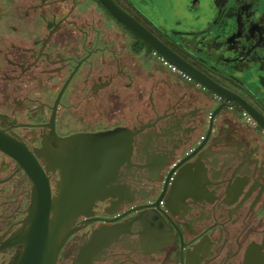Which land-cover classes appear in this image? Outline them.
<instances>
[{"label": "flooded vegetation", "instance_id": "flooded-vegetation-1", "mask_svg": "<svg viewBox=\"0 0 264 264\" xmlns=\"http://www.w3.org/2000/svg\"><path fill=\"white\" fill-rule=\"evenodd\" d=\"M113 2L183 65L234 91L264 118V0ZM222 74L260 80L258 101L245 97L236 83L234 88L219 79ZM60 92L53 119L58 139L116 129L133 134L153 124L128 136L131 152L116 170V182L109 180L111 173L103 179V183L109 180L106 190L126 187L131 201L126 196L121 202H116L117 196L96 200L89 209L93 215L77 214L68 231L88 219H114L155 203L172 168L206 137L215 110L206 112L204 107L212 94L169 65L99 0H0V115L6 123L15 120L12 124L0 120V126L20 138L46 178L47 157H38L36 149H43V126L50 125ZM189 136L191 143L183 141ZM202 145L195 157L173 171L158 205L178 228L182 244L191 241L181 247L182 264L187 251L202 257L193 250L201 246L204 236L220 249L208 264H264L263 131L247 117L216 115ZM17 162V155L0 145V179L11 174ZM243 178L249 181L237 200L229 205L221 202L222 210L213 213L228 184L231 188ZM47 179L51 198L57 200L56 182ZM5 182L11 192L16 186L17 196L20 181L0 183ZM143 191L144 199L139 195ZM111 202L120 206L113 214L105 213ZM150 209L158 212L174 235L173 243L158 249L165 251L163 256L143 253L138 232L143 226L132 221ZM159 209L142 207L118 220H96L73 231L59 248L56 264H73L99 228H124L131 221V235L121 234L106 248L96 244L102 252L92 264H180L179 235ZM172 252L176 262L168 261Z\"/></svg>", "mask_w": 264, "mask_h": 264}, {"label": "water", "instance_id": "water-1", "mask_svg": "<svg viewBox=\"0 0 264 264\" xmlns=\"http://www.w3.org/2000/svg\"><path fill=\"white\" fill-rule=\"evenodd\" d=\"M99 1L112 17H115L126 28L149 44L154 52L162 57L169 65L178 69L184 76L212 94L213 97L204 104L206 112L215 107V110L211 115L209 130L201 144L198 145L188 156L177 163L169 172L163 192L155 203L138 206L114 219H88L82 221L68 231L69 229L66 230V228L74 224L73 222L77 214L80 213L85 216L93 215V212L89 211V209H91L96 200H102V198L106 196H111L112 198L117 196L118 201L116 202H121L122 197L126 196L128 201H131V197L129 198L127 194L128 191L126 190V187L122 186V191H119L118 186H110L109 190H106V184H109V180L114 183L116 182V179L114 178L116 170L123 161L128 159L131 152L128 136H133L137 132L142 131L144 127L153 125L144 126L142 130L133 134L129 133L127 129H116L113 130V132L95 135L75 134L71 138L58 139L54 134L53 119L55 107L62 90L73 75L78 67L77 66L56 99L50 125L34 126L45 127V140L44 143H42L43 149H36V151L38 152V157H47L46 172H49L47 178L55 181L56 183L53 185H56L57 189L60 191L57 200L51 198L50 186L44 170L35 162L30 152L22 145L20 138L14 134H6L5 130L7 129L0 126V145L13 151L18 158L15 170L11 174L1 178L0 182L3 180L18 179L21 183V190L17 196H14L16 186L14 187L13 192H11V185L7 187L6 182L0 183V264H56L59 248L64 244L67 237L73 231L96 220H118L126 214L142 207L156 206V208L159 209V201L166 191L173 171L185 160L195 157V155L203 148L204 145L202 144L207 139L212 128L213 116L217 115L219 118L247 117L264 133V118L260 114H255L250 110L251 106L245 102V100H240V97L237 96L234 91L225 87L223 88L219 83L212 81L207 77H202L194 70L183 65L179 59L163 47L150 33L137 25L113 2V0ZM218 78L231 86H233V83H236L238 85L237 87H239L237 89L245 97L250 100L258 101L257 86L261 85V81L256 80L252 75L248 77L242 76L241 78H234L232 76L225 77V75L222 74V76H218ZM218 103L220 104L217 105ZM6 119V117L0 115V120L5 124L15 123V120L11 123H6ZM202 123L203 119L201 117L199 119V124ZM185 140L188 143L193 141L190 136L183 139V141ZM253 152H251V154H253ZM12 156L16 157L15 155ZM249 157H247L246 160ZM245 161L234 170L232 177L233 175H236L237 170ZM109 173H111L109 180H107L106 183H103V179ZM248 181V178H243L242 180L237 179L231 188L228 184L226 192L216 203L213 213L222 210L220 207L221 202H224L227 205L235 202L242 191V187L247 184ZM139 195H141L143 199L146 197L144 191ZM114 203L115 202H111V207L104 209L105 213L113 214L115 207L117 208L120 206V204L114 205ZM159 210L162 211L161 209ZM50 213H52V218L49 220ZM163 214L167 217L179 235L180 264H182L181 247L191 241L182 244L181 234L178 228L164 212ZM136 220L140 221L143 226L142 232L140 231L141 229H138L140 237L142 238L140 246L143 253H155L163 256L165 251L162 253L159 252L158 249L167 248L175 241L174 235L170 233L164 220L158 212L154 211V209L138 213L132 221ZM131 222L124 228H121V226L118 225H115L112 228H99L98 232L92 234V244L80 250L76 259L73 260V264H92L91 262H97L100 259L102 251L100 247L96 246V244L102 245L106 248L112 241H116V238L121 234H130L128 229ZM193 252L201 253L202 257L197 259V256H194L190 251H187L186 264H208L209 260L214 259L216 255H218L220 249L214 246V243H210L206 236H204V238L201 239V246L195 247ZM169 260L176 262L175 252H172L168 261ZM65 264H68V262Z\"/></svg>", "mask_w": 264, "mask_h": 264}]
</instances>
